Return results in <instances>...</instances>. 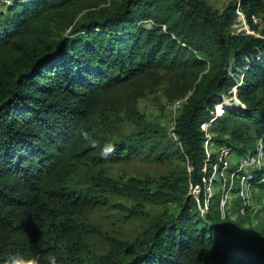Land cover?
<instances>
[{"label":"trees","instance_id":"obj_1","mask_svg":"<svg viewBox=\"0 0 264 264\" xmlns=\"http://www.w3.org/2000/svg\"><path fill=\"white\" fill-rule=\"evenodd\" d=\"M9 1L0 14V264L16 255L39 257L40 264H48L49 255L56 264H84L87 232L78 219L97 202L71 191L70 178L80 161L97 166L142 154L160 164L172 158L185 164L179 179L171 173L155 191L140 181L130 193L142 202L175 203L176 212L156 221L126 258L105 264H264V245L239 220H225L232 203L243 210L252 206L239 199L240 178L223 218L219 179L211 185L207 215L187 191L188 184L199 186L203 201L202 180L220 149H231L238 162L249 154L237 145L243 131L226 122H248L264 152V31L261 37L232 35L234 1L218 11L206 0H102L98 13L76 21L88 8L83 0ZM239 7L251 28V16L264 17V0H240ZM48 24L54 29L42 39ZM26 32H38L40 41L26 40ZM157 71L183 72L189 79L191 93L174 121L171 145L106 144L96 123L103 100ZM233 88L238 107L215 119L231 141L210 139L216 149L207 157L200 127ZM147 129L140 140L150 138ZM108 145L115 151L104 157ZM249 174L251 189L264 188V168ZM213 206L217 211L210 215Z\"/></svg>","mask_w":264,"mask_h":264},{"label":"rangeland","instance_id":"obj_2","mask_svg":"<svg viewBox=\"0 0 264 264\" xmlns=\"http://www.w3.org/2000/svg\"><path fill=\"white\" fill-rule=\"evenodd\" d=\"M233 1L236 0H206V3L213 10L221 11ZM83 3L88 8L78 12L75 21L84 14L94 15L104 7L102 0H83ZM10 5L9 0H0V14H5ZM256 18L257 22L253 23L252 28L248 25L246 29L240 31L244 27L239 28L240 26L237 25V29L233 31L260 36L264 31V17L257 15ZM48 29H54L53 25L48 24L45 27V36L42 39L50 36ZM23 34L24 38L30 42L40 41L38 32ZM188 82L189 79L183 72L157 71L122 87L117 93L104 99L102 106L98 109L96 123L99 135L106 144L143 143L147 146L153 140H161L163 143L170 144V139H174L172 136L174 121L181 113V106L186 102V97L191 93L186 91ZM231 95L230 93L223 97L225 106L215 107L211 121L215 129L210 130L212 123L204 128L205 141L207 139H211L212 142L214 139L231 141L229 131L222 133L218 126L219 123L215 122L216 118H221L225 109L238 107ZM180 102V107L174 111L173 107ZM225 124L231 130L239 128L243 131L242 142L239 141L237 144L239 147L247 148L250 155L255 151H260L257 145L259 141L252 136L248 122L240 119L239 121H228ZM146 128H149L147 132L150 138L145 141L140 140L142 137L140 133ZM205 141L203 143L204 152L212 154L216 147L212 146L209 141ZM238 160L239 157L234 155L228 158L230 166L234 164V167ZM184 166L185 164L176 158L160 164L145 154L135 155L113 164L97 166L87 161H80L76 174L69 180L68 187L71 191L93 197V200L97 202L95 207L83 210L78 219L82 228L87 232L83 255L84 264H105L112 257L126 258L129 250L135 248L144 239L156 221L164 219V214L167 216L175 214V203L142 202L130 193L140 189L138 185L140 181L142 185L146 181L149 190L155 191L156 184L159 186V181L163 177L170 176L171 173L178 179L182 177L186 172L183 170ZM131 181L134 182L132 187H130ZM109 184H113L112 187L108 186ZM217 189L222 188L218 185ZM197 190L188 184V196L194 198L193 192L195 191V201L200 195ZM246 193L250 200L249 204L252 206L243 210L240 205L232 203L225 220L230 222L235 219L239 220L248 236L256 237L264 245V188H253ZM239 199L243 201L242 198ZM199 208L202 214L207 215L204 207ZM211 211L210 215H214L217 211L216 207L213 206ZM221 215L223 218L224 208Z\"/></svg>","mask_w":264,"mask_h":264},{"label":"built area","instance_id":"obj_3","mask_svg":"<svg viewBox=\"0 0 264 264\" xmlns=\"http://www.w3.org/2000/svg\"><path fill=\"white\" fill-rule=\"evenodd\" d=\"M239 2L240 0H236V8H235V15H236V20L234 21L233 25L231 26L230 32L232 35H251V33L249 34L248 32L245 33H240V31H243L244 29H246V26L248 27L246 18L243 14V12L241 11L240 7H239ZM251 22L256 23L257 22V18L256 16H251ZM237 25L240 26L239 28H241L242 26L244 27L243 29H241L238 33L234 32V29H237ZM255 36V35H252ZM231 97L233 100L236 101V103L238 104V100L236 98V88H233L231 91ZM181 105L180 103H176L175 106L173 107L174 111H176V109H178ZM225 105V101L222 105H217V106H223ZM215 106V107H217ZM212 121V120H211ZM211 121L209 123H205L202 124L200 129L204 132L205 129L207 128L208 125H210ZM172 136L174 137V135L172 134ZM175 139V137H174ZM206 141H209V139H207ZM205 141V142H206ZM257 145L260 148V151L256 152L252 155L248 154L246 155V157L241 160L240 162L237 163L236 167L234 168V171L231 172L230 174L228 173L230 170V164L228 162V158L230 156L231 153V149L229 148H222L217 152V162L212 166V171L211 173L208 175L207 179L205 178L206 175H204L203 178V183L204 184V199L202 202L199 201V196L197 195L198 192H200V187L199 186H194V188H197L198 192L196 193V196H198V200L196 198V203L198 206V209L200 210V206L204 207V209L207 211L208 210V205H209V201L211 200L213 193H212V188L211 185L214 181H217L220 183V188H222V191L224 193V195H222L223 197L220 200L219 203V207L220 210L223 211V208L226 207L227 205V201H228V197L231 191V187L233 184L234 179H238L240 178L239 181V191H238V195L240 198L243 199V201H246L248 203V195L246 192H250L251 188L248 185V183L246 181H248V176L250 175V172H257L260 171L261 169L264 168V162H263V156H264V152H263V145L261 143V141H259V144L257 143ZM257 153V154H256ZM207 157H209L210 153L207 154ZM189 171V168H188ZM204 172H206V168H204ZM217 179V180H216ZM229 181V182H228ZM194 194V199H195V191L193 192Z\"/></svg>","mask_w":264,"mask_h":264},{"label":"clouds","instance_id":"obj_4","mask_svg":"<svg viewBox=\"0 0 264 264\" xmlns=\"http://www.w3.org/2000/svg\"><path fill=\"white\" fill-rule=\"evenodd\" d=\"M115 151L114 145H108L101 150V155L107 157ZM48 264H56V258L52 255L47 257ZM9 264H40L39 257L16 255L9 260Z\"/></svg>","mask_w":264,"mask_h":264}]
</instances>
